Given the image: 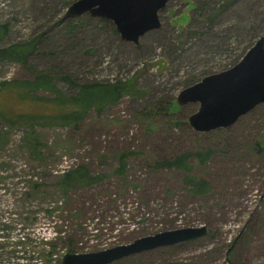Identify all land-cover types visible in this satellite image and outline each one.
<instances>
[{"label":"rangeland","instance_id":"374dc122","mask_svg":"<svg viewBox=\"0 0 264 264\" xmlns=\"http://www.w3.org/2000/svg\"><path fill=\"white\" fill-rule=\"evenodd\" d=\"M67 1L0 0V25L7 26L0 29V47L38 40L29 66L0 61V82L31 80L45 70L65 95L78 88L63 77L79 85L136 77L140 91L91 108L77 128L35 127L50 149L41 162L26 147L30 128L9 127L0 115V219L26 216L29 224L9 235L0 229V239L46 242L62 230L52 260L29 246L3 256L12 264H61L71 248L99 250L207 224L201 238L109 264H264V103L232 126L205 133L188 123L199 104L177 103L183 89L234 66L264 36V0H170L160 12L161 27L144 34L139 46L121 39L108 19H65ZM74 20L81 21L69 23ZM0 103L13 114L37 110L6 93ZM199 152H209L208 159L201 161ZM186 153L190 169L163 164ZM77 165L99 180L64 193L59 176ZM52 205L57 213L46 209Z\"/></svg>","mask_w":264,"mask_h":264},{"label":"water","instance_id":"95a60500","mask_svg":"<svg viewBox=\"0 0 264 264\" xmlns=\"http://www.w3.org/2000/svg\"><path fill=\"white\" fill-rule=\"evenodd\" d=\"M170 0H75L64 18L85 14L114 23L120 38L140 45V38L161 27L160 12ZM179 106L199 104L188 123L205 133L228 128L240 117L264 103V36H261L234 66L204 77L183 89ZM209 233V226H183L164 229L99 250L66 252L61 264H109L116 260L164 246L196 240Z\"/></svg>","mask_w":264,"mask_h":264},{"label":"trees","instance_id":"16d2710c","mask_svg":"<svg viewBox=\"0 0 264 264\" xmlns=\"http://www.w3.org/2000/svg\"><path fill=\"white\" fill-rule=\"evenodd\" d=\"M74 1L75 0L67 1L66 6L71 5ZM100 20L108 22L107 19ZM80 21L81 20H74L69 23L73 24L75 22V24H77L80 23ZM6 27V25H0V29H5ZM37 42V39H33L29 42L14 43L6 47H0V61H16L25 67L29 66L30 57L37 48ZM53 76L54 75L49 71L43 70L40 73H36L31 80L12 79L0 82V93H6L13 97L15 96L22 103L29 102L37 105V110H35V112L22 111L19 114H13L3 111V106H1L2 104L0 103V115L3 116L4 121L9 127L25 126L30 128L25 136L26 147L30 155L35 158L37 162L43 161L46 158V152L50 149L39 132L36 131L35 127L77 128L91 108L98 107V109L101 108L102 110L107 104L116 102L121 94H128L131 97H136L140 91L136 85V77L126 81H117L116 83H84L80 85L72 81L70 77H63L69 80L71 85L77 86L78 88V92L75 95H65L56 89ZM38 91H49L54 93V95L52 97H42L37 94ZM168 105V107H164L166 111H170L171 109L170 104ZM153 112L154 111H152V113ZM3 136L4 135H0V141L4 139ZM208 154L209 152H199L198 156L201 161H205L209 157ZM188 157L189 153H186L170 162L165 161L163 164L166 166L190 169V166L187 164ZM120 159L121 166L119 170L124 172L126 167L124 155ZM98 180L99 177L92 175L86 165H77L61 172L57 183L62 191L67 193L70 189L88 185ZM33 182L34 181H32V184ZM34 185L38 188L41 184L36 182ZM47 195L48 193L42 198V201L45 203L48 198ZM46 209L54 214L58 210V206L52 205ZM25 219L28 218L24 216L22 221H16L13 217L6 218L5 221L0 219V229H3L4 233L6 232L5 229H7L8 235L10 228L25 229L29 225ZM61 232L62 230H57L55 236H59L55 240L45 239L47 240L46 242L40 239V242L31 243L23 235L15 241H10L9 238H5L4 241L0 239V264H12L7 258L8 256L4 257L3 254L7 253L9 255L10 253L17 252L19 250L18 248H21L22 251H26L27 246L44 260L48 261L54 259V255L58 252L55 247L59 242H56L61 238ZM5 235L7 236V234ZM69 250L74 251L75 248Z\"/></svg>","mask_w":264,"mask_h":264}]
</instances>
